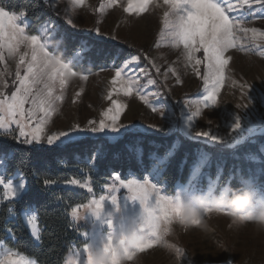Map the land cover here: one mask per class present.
Returning a JSON list of instances; mask_svg holds the SVG:
<instances>
[{
	"label": "snow or ice",
	"instance_id": "1",
	"mask_svg": "<svg viewBox=\"0 0 264 264\" xmlns=\"http://www.w3.org/2000/svg\"><path fill=\"white\" fill-rule=\"evenodd\" d=\"M42 4L47 6L52 16L35 30L27 20V9L16 11L0 6V65L3 66L0 68V138L11 139L21 145L54 146L58 142L63 144L87 134L106 131L120 133L122 129L129 128L133 131L142 128L148 134L160 133L165 139L174 137L170 144L160 145L165 149L163 156L151 155L152 164L147 176L142 180H124L116 175L112 178L113 184L109 190L126 188L129 198L139 201L141 206L138 233L142 244L129 254L130 261L138 254L157 246L174 251L179 259L184 255V250L170 244L167 237L172 233L174 224L185 225L182 212L185 207L196 209L198 200H214V181L209 182L207 192L197 194L201 192L198 181L203 174L202 170L211 164L210 154L203 148L192 153L193 162L188 165L190 175L187 183L178 186L175 195H167L162 191L159 178L176 159L178 149L184 146V141L234 148L254 143L257 136L264 137V113H259L256 109L257 103L264 106V77L260 78L261 91L257 92L253 84L233 78L230 63L233 60L232 50L264 58V29L249 26L253 23L249 17L258 19L264 25V0H138L135 4L134 0H126V3L124 0H100L98 7L92 10L98 17L107 10L116 8L136 17L161 9L160 36L168 38L170 46L178 50L177 61L169 64L162 72L155 59L138 50V54L130 55L119 65L113 60L106 67H101L100 71H111L112 75L104 95V100L108 103L99 112V119H88L83 126L75 123L67 130L60 131H50V125L61 110L70 82L74 78L81 83L86 82L89 75L78 70L75 57L66 60L57 55V49L49 48V41L60 21L71 30L85 31L79 27L74 15L77 9L87 8L88 5L87 0H68L63 9L55 0H42ZM100 23L97 18L96 26L87 31L103 38L106 33L101 31ZM107 38L113 41L117 39L115 35ZM141 58L147 62L145 67H138ZM9 62L14 65V72ZM178 62L183 64L185 71L190 70L191 75L200 81V85L196 99H183L181 116L176 118L175 106L161 97L172 92V87L168 84L170 78L174 79L176 85L184 83L181 73L174 66ZM151 69L162 79L154 78ZM149 85H156L157 90L146 92L145 88ZM225 87L238 89L242 101L235 105L238 111L229 114V131L220 134L215 130L200 129L197 122L206 117V112L220 106ZM83 92L84 88L81 86L72 97L73 104L77 103ZM131 97H135L158 115L161 122L146 126L121 123L122 114L128 107L127 100L123 98ZM208 124L211 125L212 121L209 120ZM188 155L185 152L182 165L188 164ZM137 159L142 163V154ZM253 159L256 161L255 168L243 181L244 188L250 194L264 193V184L259 182V178L264 177V145L260 147L258 158ZM216 179L219 180V176ZM54 183L50 179L42 181L45 187ZM69 183L92 192L87 181L82 183L73 179ZM0 187L3 189L0 202L15 201L25 192L26 181L21 179L14 183L0 175ZM225 198L226 195L222 193L215 208L198 209V215L188 222L192 226H199L203 218L210 214L230 216L229 209L219 206ZM105 199V196H100L88 203L70 207L69 226L74 227L71 221L82 218L85 210L99 215ZM111 201L115 204L116 197L112 196ZM8 211L13 210L9 208ZM251 214L249 212L233 217L232 222L235 224L236 220ZM37 220L35 213L23 217L31 236L39 241L41 229ZM87 250V246H84L83 251L86 253ZM105 250L115 255L114 245L105 244ZM6 260L8 264H34L27 254L17 248L3 246L0 242V264H5ZM70 264H76V260L72 259Z\"/></svg>",
	"mask_w": 264,
	"mask_h": 264
},
{
	"label": "rangeland",
	"instance_id": "2",
	"mask_svg": "<svg viewBox=\"0 0 264 264\" xmlns=\"http://www.w3.org/2000/svg\"><path fill=\"white\" fill-rule=\"evenodd\" d=\"M55 2L61 9H63L67 6L68 0H55ZM124 2L126 3V0H124ZM137 2L138 0H134V4ZM99 3L100 0H87V8L76 10L74 19L79 27L85 31L69 29L75 34H91L96 40L126 46L128 45L131 48L138 49L155 59L157 64L161 67L162 72L169 64L177 61V56L179 54L178 50L170 46L168 38L160 36L161 9H154L150 13L144 14L141 17H136L134 15L129 16L128 14L123 13L121 9L116 8L109 9L105 14L98 17L92 10L98 7ZM97 18L101 21L99 25L101 31L106 33L103 38L97 37L94 32L87 31L96 26ZM249 19L253 21L249 26H256L264 29V25H262L258 19H254L253 17H249ZM55 35L56 31L50 38L49 48H58L59 44L56 43L54 46L53 43ZM110 35H115L117 39L114 41L108 40L107 37ZM85 50L86 49L83 48L71 57V59L74 57L76 58L75 63L77 66L81 63V53ZM231 55L233 56V60L230 62L233 78L247 81L255 86L257 92L261 91L260 78L264 77V58L257 55L237 53L235 50H232ZM9 63L14 72V65H11V62ZM145 65L146 64L140 62L138 67H145ZM174 66L177 68V71L181 73V78L184 83L176 85L174 79L170 78L168 84L171 85L172 92L166 97H161V99H167L171 106H175L174 115L176 118H179L181 116L183 99L197 98V89L200 85V81L191 75L190 70L185 71L182 63L178 62L174 64ZM2 67L3 66L0 65V68ZM100 68L83 72L84 74L89 75V79L86 82L81 83L76 78L70 82V86L66 92L65 101L61 106L60 112L54 117V122L50 125V131L67 130L75 123L83 126L88 119H99V112L106 107L108 103L104 100V95L106 94L108 81L112 75L111 71H100ZM153 72L152 76L154 78H157L158 80L162 79V77H157L154 69ZM81 86L84 88V92L81 94L77 103L73 104L72 97ZM156 90V85H149L145 88L146 92H154ZM123 99L127 100L128 107L126 108L125 113L122 114L121 123L125 125L146 126L149 123L157 124L161 122L158 115L152 113L147 106L142 104L135 97ZM239 102H242L239 90L236 88L225 87V89L222 90L220 106L210 112H206V117L197 122L198 127L203 130H215L220 134L227 133L229 131V128L227 127V124L230 121L229 114L238 111L235 108V105ZM256 109L257 112L264 113V106H261L259 103H257ZM185 111L187 110L185 109ZM209 120L212 121L211 125L208 124ZM129 131L149 135L148 133H145L142 128L135 131L129 128L127 130L122 129L120 133L106 131L98 134H87L75 140L86 137H103L112 143L120 139L124 133ZM151 135L163 137V134L160 133H152ZM64 144L65 143L60 144L58 142V144L54 146H61ZM262 145H264V142L260 144V147ZM210 160V166L205 167L202 170L203 174L198 181V187L201 189V192H198L197 194L200 195L203 192H207L209 189V182L214 181L213 198L218 199L222 193H224L227 198L228 184L225 186H219V180L216 179L217 176L220 178L222 175L225 159L223 157L212 158L210 156ZM255 163L256 161L253 159V164L255 165ZM212 166L214 167L213 170H215L213 177L212 172L210 171ZM148 173L149 172L140 177L130 172L124 176L114 173L108 183L99 187L98 190L95 189V186H93L90 179L86 178L80 181L82 183L87 181L91 185V193L76 185L68 186L73 190L87 193L89 195V200L86 203L91 199H98L100 196H105L106 199L103 201V207L99 215H94L92 212L85 210L82 218L72 221L75 228L80 230L79 235L85 243L80 247H74L67 255L63 264H70L72 259L76 260V264H86V253L83 251V247L87 246L89 251L102 250L104 244L107 243L106 237L109 233L118 236L121 234L126 235L131 231L138 232L141 214L139 201L130 199V194L126 188L120 187L115 191H110L109 187L113 184L112 178L116 175H119L121 179L124 180L130 178L142 180L148 175ZM250 173L251 171H248L247 178ZM0 175H2L5 180H12L14 183H18L21 179H24L19 173H15L12 177L7 178L5 175V161L3 158H0ZM185 184H177L174 193L167 194L165 192L164 182H162L161 177L159 178V186L167 195H175L178 186ZM0 188L3 192L2 187ZM225 190H227L226 193ZM246 194L252 199V207L249 211L256 214L260 209L264 208V193L250 194L246 190ZM112 196L116 197L115 204L111 201ZM0 197H2V193ZM29 213L35 212L30 208L23 211L21 213L22 221L23 217ZM203 222L206 223L209 229L208 231H204L197 226L189 228H185L178 224L172 226V233L167 237V240L170 244H174L184 250V255L179 259L176 257L174 251H170L165 247L157 246L138 254L130 264H264V231L257 230L252 222L237 225L233 224L231 217L215 213L205 216ZM37 224L40 228L38 220ZM33 240L36 243L39 242L34 238ZM34 264H36L35 261Z\"/></svg>",
	"mask_w": 264,
	"mask_h": 264
},
{
	"label": "trees",
	"instance_id": "3",
	"mask_svg": "<svg viewBox=\"0 0 264 264\" xmlns=\"http://www.w3.org/2000/svg\"><path fill=\"white\" fill-rule=\"evenodd\" d=\"M0 6L16 11L27 9V20L33 30L52 16L42 0H0ZM53 43L54 46L59 44L56 54L66 60L85 48L81 53V63L77 66L82 72L107 66L113 60L119 65L130 55L138 54V49L128 45L96 40L91 34H75L62 21L58 23ZM141 62L147 64L143 58ZM151 73L153 75V69ZM173 139L129 131L112 143L103 137H86L61 146H28L0 138V158L5 161L6 177L19 173L26 181V191L21 198L0 202V242L27 254L36 264H63L74 247L85 243L79 235L80 230L69 226L70 207L89 200L87 193L69 188V181L88 178L98 190L108 183L114 173L124 176L130 172L138 177L143 176L151 169V155L163 156L165 149L160 145L170 144ZM263 142L264 137L257 136L254 143L222 148L184 141L176 159L161 177L165 192L173 194L177 184L186 183L190 174L188 165L193 162L192 153L203 148L212 158L225 159L219 186L228 184L227 198L246 194L243 180L247 178L248 171L255 168L252 157L258 158ZM185 152L189 153L188 164L182 165ZM141 154L142 163L137 159ZM213 168L210 169L212 177ZM43 179L54 180L55 183L45 187ZM259 182L264 184V177H260ZM9 208L13 211L9 212ZM29 208L38 216L41 228L38 243L22 221L21 213Z\"/></svg>",
	"mask_w": 264,
	"mask_h": 264
},
{
	"label": "clouds",
	"instance_id": "4",
	"mask_svg": "<svg viewBox=\"0 0 264 264\" xmlns=\"http://www.w3.org/2000/svg\"><path fill=\"white\" fill-rule=\"evenodd\" d=\"M218 204V199H214L211 202L199 201L197 202V208L185 207L183 212V218L186 223L185 228L192 227L190 219L195 218L198 215V209L203 207L215 208ZM220 207L227 208L230 210L231 218L240 216L241 214L249 213V209L252 207V199L248 194H239L231 198H225L222 203H219ZM252 213V212H251ZM246 222H252L253 225L259 231H264V208L260 209L256 214L244 215L243 219L235 221L237 225H243ZM204 231H208V227L205 222H202L199 226ZM107 243L115 246V255L110 254L105 250V244L103 249L100 251H89L86 252V264H130L133 260H129V254L137 247L142 244V239L139 238L137 231H131L124 235H114L109 233L106 237ZM8 264V261H5Z\"/></svg>",
	"mask_w": 264,
	"mask_h": 264
}]
</instances>
